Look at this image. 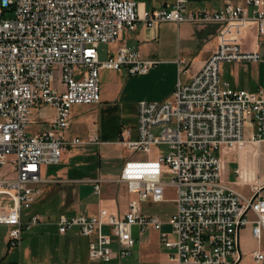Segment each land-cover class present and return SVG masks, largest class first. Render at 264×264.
Returning a JSON list of instances; mask_svg holds the SVG:
<instances>
[{"label": "built area", "instance_id": "built-area-1", "mask_svg": "<svg viewBox=\"0 0 264 264\" xmlns=\"http://www.w3.org/2000/svg\"><path fill=\"white\" fill-rule=\"evenodd\" d=\"M140 21L147 27L194 22L222 28L202 70L184 82L183 69L168 100L142 101L136 127L121 130L117 143L133 155L120 180L134 196L125 212L61 213L59 233L77 229L91 238V259L111 263L115 243L121 258L131 254L133 227L142 233L148 227L161 229L160 219L145 214L142 204L164 202L173 189L177 210L169 223L176 240L161 235L171 250L169 264H239L240 231L253 225V236L264 239V194L246 198L225 184L220 154L242 145L248 127L251 140L264 143V93L232 88L221 81L220 69L260 60L257 51L243 49L241 39L253 28L264 38V0L227 3L215 12H191L188 0H175L169 8L143 13L133 0H0V226L9 229V248H19L23 233L43 222L40 215L27 222L24 216L44 186L54 182L44 176V167L61 164L75 146L100 143L98 137L87 143L67 132L75 106L101 102L102 71L126 68L130 74H146L155 64L126 46L100 60L102 44L118 43ZM45 107L54 108L55 115L46 129H33L40 123L33 115ZM163 145L168 154L154 155V147ZM166 175L169 182L163 180ZM87 182L101 196L103 181ZM253 255L264 264V252Z\"/></svg>", "mask_w": 264, "mask_h": 264}, {"label": "crops", "instance_id": "crops-1", "mask_svg": "<svg viewBox=\"0 0 264 264\" xmlns=\"http://www.w3.org/2000/svg\"><path fill=\"white\" fill-rule=\"evenodd\" d=\"M133 1L137 2L140 13L169 8L175 2V0ZM227 3L244 4L245 0H188V10L215 12L221 10ZM221 28L219 24L194 22L181 24L162 22L147 27L143 21H140L136 31L125 32L118 43L110 45L108 58L110 53H116L119 47L126 46L136 49L144 61L155 64L146 74H130L126 68L121 71H102L101 79L102 75L108 76L114 86L111 88L107 86L105 89L101 86V102L96 105H86L93 106L95 115H85L80 120L78 118L76 120L72 113L69 130L73 124L76 126V122L80 121L77 128L82 131V135L90 137V141L98 137L100 140L98 145L118 144L122 129L136 127L139 103L168 100L183 69H186L182 74L184 82H190L202 70L217 49ZM241 44L245 51H257L260 60L223 64L221 69L223 68L225 73L224 82L237 90L264 93V38L259 36L255 28L249 29L245 31ZM50 112L53 114H49ZM35 114L36 118L33 120L46 124L55 115V109L45 107ZM252 134L253 129L248 127L242 145L231 150L225 149L220 154L223 163V182L246 198L252 197L257 192L264 194V143L258 144L252 141ZM68 135L79 137L76 134ZM170 194L173 195L174 200L173 189L167 191V197H170ZM174 203L176 204L175 201ZM105 204L106 201H102L99 206L87 205L84 210H77L69 216L86 212L97 213L101 208H107ZM32 215L39 214L25 212L24 221H29ZM250 217L252 220L256 219L253 214ZM164 225L165 223H162L159 231L148 227L143 233L138 226H135L137 231L133 227L136 244L131 254L121 258L118 254V245L115 243L113 245L115 258L111 263L91 259L89 255L91 238L81 236L77 229L61 234L57 221L48 226L39 224L25 231L19 248H9V229L5 226L0 228L5 232L3 243L5 245L7 242L8 254L13 250V254L16 255L11 263L19 261L21 264H169L171 250L165 247L161 235L166 234L171 241L176 240V235L170 223ZM239 243L242 253L239 264L248 256L253 258V264H263L258 263L253 255L255 251L264 252V239L258 241L253 236V225L240 231ZM1 261L0 259V263Z\"/></svg>", "mask_w": 264, "mask_h": 264}, {"label": "rangeland", "instance_id": "rangeland-1", "mask_svg": "<svg viewBox=\"0 0 264 264\" xmlns=\"http://www.w3.org/2000/svg\"><path fill=\"white\" fill-rule=\"evenodd\" d=\"M110 45L102 44L99 48L100 60L103 62L108 59V51ZM106 73V72H105ZM102 74V73H101ZM225 73L223 68L220 69L221 81H225ZM107 76L101 79L102 89L107 86H114L112 80ZM109 82V83H108ZM93 106H75L72 110L74 119H81L82 116L95 115L92 109ZM92 113H91V112ZM49 114H53L50 112ZM36 118V114L33 115ZM77 120V119H76ZM77 125L68 131V134H76L84 142H89L90 137L82 135V131L77 128ZM125 123H128L125 121ZM39 126L41 130L46 129L45 123H35L33 129ZM160 128H155L154 133L160 134ZM162 152L168 154L169 148L166 145L154 147L153 154ZM137 156L145 157V154L138 153ZM131 152L124 148L121 144H81L73 147L63 157L62 163L59 165H50L44 167V176L53 179L44 186L42 193L38 197L31 209L25 212L30 214H39L44 223L40 224L48 226L52 222L57 221L61 213L67 215L74 214L77 210H84L87 205L99 206L102 201H106L105 206L113 211L124 213L128 203L132 199L129 195L127 186L121 182L122 168L126 158L132 157ZM103 181L101 196L94 192V184L87 180ZM163 180L169 182L170 175L164 176ZM143 211L146 214L157 216L161 219L164 226L168 225L171 217L177 210V205L174 203L173 195L170 194L168 200L161 203H143ZM137 231V228H134ZM165 230V227H164ZM34 231V230H33ZM4 230L0 228V264H9L13 262L16 255L13 250L8 254L7 242L4 245L3 237ZM16 253V252H15ZM253 258L247 257L241 264H253Z\"/></svg>", "mask_w": 264, "mask_h": 264}]
</instances>
